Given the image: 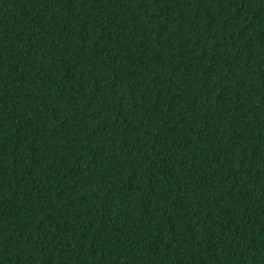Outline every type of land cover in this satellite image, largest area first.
Masks as SVG:
<instances>
[{
	"label": "trees",
	"instance_id": "obj_1",
	"mask_svg": "<svg viewBox=\"0 0 264 264\" xmlns=\"http://www.w3.org/2000/svg\"><path fill=\"white\" fill-rule=\"evenodd\" d=\"M0 264H264V0H0Z\"/></svg>",
	"mask_w": 264,
	"mask_h": 264
}]
</instances>
